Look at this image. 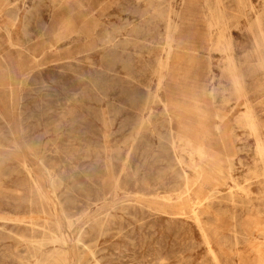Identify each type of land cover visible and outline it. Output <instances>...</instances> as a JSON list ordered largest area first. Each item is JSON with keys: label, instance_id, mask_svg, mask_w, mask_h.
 Segmentation results:
<instances>
[{"label": "rangeland", "instance_id": "374dc122", "mask_svg": "<svg viewBox=\"0 0 264 264\" xmlns=\"http://www.w3.org/2000/svg\"><path fill=\"white\" fill-rule=\"evenodd\" d=\"M251 1L231 28L240 95L222 45L182 52L158 86L160 13L181 12L187 44L215 0H0V264H264V0ZM185 100L232 119L226 151L179 121L169 106Z\"/></svg>", "mask_w": 264, "mask_h": 264}, {"label": "bare ground", "instance_id": "6f19581e", "mask_svg": "<svg viewBox=\"0 0 264 264\" xmlns=\"http://www.w3.org/2000/svg\"><path fill=\"white\" fill-rule=\"evenodd\" d=\"M187 1L193 2L194 0H182L183 7ZM234 2H235V11L227 3H225L224 0H215V5L209 8L210 11L208 10L210 12V22L207 25V27L205 28V31L202 33H196L195 35L194 34L191 35V40L187 44H183V42H181L182 37H183V30H182V26L180 23V21L182 19L181 12L176 11L177 13L176 14L174 13L176 20H178L177 22L174 19H172V17L170 16L171 13H168L166 15H164L163 12L160 13V15L165 20V27L164 28H165V33H166L165 38L167 39V41H166L167 46L165 45L166 48L164 47L165 48V58L164 59L162 58V61L160 63L161 69L165 70V72H160L158 75L159 89L165 90V92L168 93L166 91L167 77L170 75V73L174 69V67H176V65L180 63V60L182 59V54H181L182 52H189L190 51V52L195 53V50L206 49V50H208L209 54H211L214 51H220V46L222 45V46H224V49L222 52H225V55L223 57V59L225 60L224 67L227 70L225 78L227 80L231 81L233 84H235L240 95L243 93V91H242L243 74L241 73V70L238 67L237 60L235 59V55L233 53V49H232V45H231V43H232L231 42V28L233 26L237 27L238 24L240 23L239 19L241 17L246 16L248 11L250 12L249 9L252 8V1L251 0H235ZM162 6H163V4L161 5V7ZM159 7H160V5H159ZM171 9H173V8H171ZM173 11H174V9H173ZM236 11H237V14L236 13L234 14V12H236ZM174 14L172 16H174ZM161 21H163V20H161ZM261 21H262V19H261ZM68 30H69V24L67 22L63 23L59 29L58 36L61 37V36L65 35L68 32ZM208 61H209V59H208ZM158 64H159V62H158ZM9 78H10V76H9ZM183 97H185V95ZM159 101H161V100H159ZM169 107L178 116V119L181 123L194 125L195 129H197V131L200 134H202V135H204V137L208 138V141L204 142L205 146L206 145L208 147L210 145L215 146V144L219 145V146L221 145L222 148L226 151V146L224 144H225V140L227 139V137H226L227 131L231 127L232 119L230 117H226L224 119H221L218 114L217 115H210V114H206V113L204 114L200 111L199 108L192 107V105L189 104V102H187L186 100L183 102H178L176 104H172ZM164 111H165V109H164ZM246 120H247V124L250 128L251 133L256 138L258 145L262 146V142H263L262 137L263 136L261 135L260 128H259L257 121L255 120L254 116L247 113ZM240 126H241V124H240ZM232 129H233V127H232ZM216 132H218V137L215 138L214 134H216ZM206 138L204 140H206ZM256 146H257V144H256ZM227 148H228V146H227ZM260 151H261V148H260ZM211 179L212 178H208V176H206V177L204 176V178L201 179L202 180L201 185L202 186H205L207 184L209 185L210 183H212ZM197 181H195L196 184H197ZM249 183H251V182H249ZM258 201H260V200H258ZM248 204L246 203V206H248ZM251 212H252V210H251Z\"/></svg>", "mask_w": 264, "mask_h": 264}]
</instances>
